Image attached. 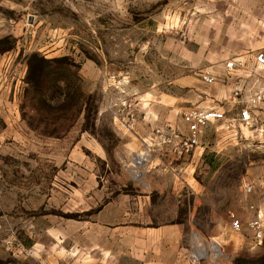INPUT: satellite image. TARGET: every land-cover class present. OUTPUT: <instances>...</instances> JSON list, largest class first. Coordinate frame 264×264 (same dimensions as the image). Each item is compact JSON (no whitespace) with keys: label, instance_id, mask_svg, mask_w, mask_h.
<instances>
[{"label":"rangeland","instance_id":"374dc122","mask_svg":"<svg viewBox=\"0 0 264 264\" xmlns=\"http://www.w3.org/2000/svg\"><path fill=\"white\" fill-rule=\"evenodd\" d=\"M262 8L0 0V264H264V241L245 226L251 205L264 211V132L211 123L186 158L185 140L128 141L184 138L187 110L264 81L238 45L264 49ZM142 153L188 170L174 171L172 189L170 175L136 163Z\"/></svg>","mask_w":264,"mask_h":264},{"label":"built area","instance_id":"2783aa9c","mask_svg":"<svg viewBox=\"0 0 264 264\" xmlns=\"http://www.w3.org/2000/svg\"><path fill=\"white\" fill-rule=\"evenodd\" d=\"M258 68L264 70V49L258 51L254 56ZM228 66L233 70L244 66V61L230 62ZM205 81L212 83L214 77L205 74ZM231 108L235 110L234 115L228 116L227 111ZM264 81L255 76L252 85L237 83L228 99L217 107L205 109H189L184 113L188 122L189 135L184 141L187 148L196 147L200 144L201 136L205 128L211 123H228L229 125L239 124L247 128H256L264 132ZM253 183H246V190L252 192ZM254 210V218L245 224L248 230L253 231L257 243L264 241V211L255 205H251ZM232 228L235 231H241L244 223L235 214L231 213Z\"/></svg>","mask_w":264,"mask_h":264},{"label":"crops","instance_id":"0c3cea01","mask_svg":"<svg viewBox=\"0 0 264 264\" xmlns=\"http://www.w3.org/2000/svg\"><path fill=\"white\" fill-rule=\"evenodd\" d=\"M256 7L254 6H250V5H243L240 7V9L238 8V11L239 12H243V13H247V14H251V13H256ZM259 11V10H258ZM262 12H264V8H262ZM251 30H255V24H252ZM238 40H240V42L238 43V45H240L242 47V50H240V55L241 54H245V53H248L246 56V58H248L249 62H253L254 65H255V59H254V55L258 52V50L256 52H254V48L252 47V44H251V41H249L248 39H245V38H238ZM254 46V45H253ZM253 51V53H249L250 51ZM244 61V60H243ZM253 84V81L251 82V85ZM226 96V95H225ZM224 96V97H225ZM263 117H264V113H263ZM134 139H129L128 141L130 142V147L131 148H135V149H139L141 147H151V143L153 141H156V142H164V143H167V142H170V143H173L172 145H176L178 146V143H181L183 140H186L187 136L184 137V138H165L163 136H160V137H152L151 139H148V138H143V139H139L138 140V137L137 136H134L133 137ZM176 146V147H177ZM177 150L179 152V158L182 157V158H186V157H190V151H189V148H184V146H179L177 147ZM139 158V157H138ZM138 158L136 160V163L139 164V161H138ZM163 160L157 156V157H150L147 161H145L146 163H151V166H154V167H148L147 168V173L148 174H152V175H155V174H164V175H170V178H171V181H170V184H171V188L174 189V186H175V172H177L179 170V172L182 171V169L184 168H176V167H172V168H169V167H162L161 165H159V163H156V162H162ZM168 162V161H167ZM141 164V163H140ZM186 170H188L187 168H185ZM175 171V172H174ZM255 183V182H254ZM167 184V182H166ZM168 185V184H167ZM166 185V187H167Z\"/></svg>","mask_w":264,"mask_h":264},{"label":"bare ground","instance_id":"6f19581e","mask_svg":"<svg viewBox=\"0 0 264 264\" xmlns=\"http://www.w3.org/2000/svg\"><path fill=\"white\" fill-rule=\"evenodd\" d=\"M147 158H148V155L146 154V153H142L140 156H139V158H138V161H139V164L140 163H144V161H145V159L147 160ZM138 163V162H137Z\"/></svg>","mask_w":264,"mask_h":264}]
</instances>
